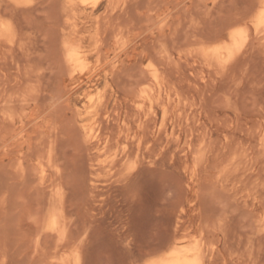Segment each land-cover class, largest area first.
Wrapping results in <instances>:
<instances>
[{"label":"rangeland","instance_id":"1","mask_svg":"<svg viewBox=\"0 0 264 264\" xmlns=\"http://www.w3.org/2000/svg\"><path fill=\"white\" fill-rule=\"evenodd\" d=\"M260 10L0 0V264H264Z\"/></svg>","mask_w":264,"mask_h":264},{"label":"bare ground","instance_id":"2","mask_svg":"<svg viewBox=\"0 0 264 264\" xmlns=\"http://www.w3.org/2000/svg\"><path fill=\"white\" fill-rule=\"evenodd\" d=\"M106 8V7H105ZM256 21H257V27H259L260 26V28H262V30H264V10H260L259 11V13H258V15L256 16ZM1 23V22H0ZM257 30H259V28H257ZM261 30V31H262ZM245 32L244 31H242L241 29L240 30H238L237 29V31H233L231 34L229 33V35H230V40H232V41H230V43L232 42L233 44H237V43H240L239 41L243 38V34H244ZM264 34V33H263ZM243 40V39H242ZM237 45H239V44H237ZM227 46V45H226ZM72 47V46H71ZM220 47V46H219ZM230 47V46H229ZM232 47H234L233 45H232ZM217 47H215V49H216ZM222 50H224L223 48H221ZM227 49H228V47H227ZM219 50V49H218ZM221 53V52H220ZM233 53V52H232ZM67 55V54H66ZM218 55V54H217ZM220 55H223L222 53L220 54ZM229 55V54H228ZM210 56V55H209ZM226 56H227V54H226ZM214 57V56H213ZM217 57H220V56H217ZM222 57H224V56H222ZM221 57V58H222ZM228 57V56H227ZM73 55L72 54H68V61H72L73 60ZM208 58V57H207ZM224 59V58H223ZM212 60V59H211ZM210 61V60H209ZM220 63V62H219ZM77 64H79V63H77ZM74 73V72H73ZM157 74V73H156ZM156 78V77H155ZM158 80V79H157ZM149 98V97H148ZM11 107V106H10ZM9 108V107H8ZM12 110V109H11ZM14 112V111H13ZM8 116H9V114H8ZM12 118V117H11ZM89 135H90V133H89ZM51 142V141H50ZM51 143H53V142H51ZM51 151V150H50ZM50 166V165H49ZM58 193V192H57ZM58 195V194H57ZM61 197V196H60ZM51 214V213H50ZM51 217V216H50ZM53 219V218H52ZM54 220V219H53ZM55 224V223H54ZM58 225V224H57ZM51 227V226H50ZM52 229V228H51ZM211 234V233H210ZM197 246V245H196ZM184 247H188V246H184ZM193 247V246H192ZM195 247V246H194ZM189 248V247H188ZM180 249H183V248H181V246H180ZM176 250V249H175ZM187 250V249H186ZM197 250V249H196ZM196 250H195V248H194V251L196 252ZM190 251V250H189ZM191 253V252H190ZM190 253H188V250H187V252L185 251V252H183V251H179V250H176V251H174L172 254H170V257L168 258V259H166V260H164L163 259V262L161 261L160 263L161 264H198V260L197 259H190V256H191V254ZM199 253V252H198ZM199 256V255H198ZM167 257V256H166ZM200 260V259H199ZM200 262V261H199ZM159 263V264H160Z\"/></svg>","mask_w":264,"mask_h":264}]
</instances>
